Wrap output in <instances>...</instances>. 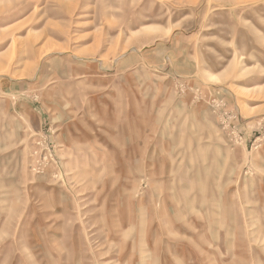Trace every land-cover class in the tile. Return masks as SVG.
Masks as SVG:
<instances>
[{
	"label": "rangeland",
	"instance_id": "obj_1",
	"mask_svg": "<svg viewBox=\"0 0 264 264\" xmlns=\"http://www.w3.org/2000/svg\"><path fill=\"white\" fill-rule=\"evenodd\" d=\"M0 264H264V0H0Z\"/></svg>",
	"mask_w": 264,
	"mask_h": 264
}]
</instances>
